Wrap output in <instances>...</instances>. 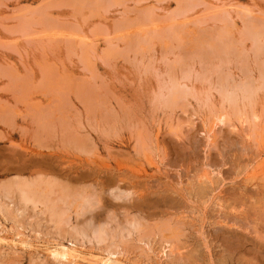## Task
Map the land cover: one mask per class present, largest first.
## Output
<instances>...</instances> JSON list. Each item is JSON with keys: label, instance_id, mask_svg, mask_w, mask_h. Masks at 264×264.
Wrapping results in <instances>:
<instances>
[{"label": "rangeland", "instance_id": "rangeland-1", "mask_svg": "<svg viewBox=\"0 0 264 264\" xmlns=\"http://www.w3.org/2000/svg\"><path fill=\"white\" fill-rule=\"evenodd\" d=\"M263 85L264 0H0V264H264Z\"/></svg>", "mask_w": 264, "mask_h": 264}, {"label": "bare ground", "instance_id": "bare-ground-1", "mask_svg": "<svg viewBox=\"0 0 264 264\" xmlns=\"http://www.w3.org/2000/svg\"><path fill=\"white\" fill-rule=\"evenodd\" d=\"M251 29V28H250ZM255 29V28H254ZM259 30V29H258ZM246 32V31H245ZM249 32H251V37L252 36H254L256 39H258V41H259V37L261 38L262 36H261V34H260V31H259V33L257 32V31H253V30H250ZM262 32V31H261ZM226 34V33H225ZM250 34V33H249ZM254 38V39H255ZM219 41V42H218ZM217 42H212L211 43V48H214L215 50H222L221 52H223L224 50H226L225 51V53L227 54H230V52L229 51H231V47H229L230 45L227 43V41L221 36L220 38H219V40H218ZM257 42V41H256ZM258 44H259V42H258ZM233 47V46H232ZM230 48V49H229ZM262 48V47H261ZM261 48H259V49H261ZM214 49H212L213 51H214V53H216L215 52V50ZM227 49H229L228 50V52H227ZM233 49H234V47H233ZM232 49V50H233ZM233 51H235V50H233ZM219 53H220V51H219ZM224 53V54H225ZM233 53V52H232ZM259 53V52H258ZM234 54V53H233ZM190 76V75H189ZM188 76V77H189ZM231 77V76H230ZM172 79H174V78H172ZM179 81V80H177V79H174V81ZM226 80V79H225ZM172 82L171 83H173V84H169L168 86H167V88L170 86V85H173L172 86V88H171V90L169 89V91H170V93H169V91H168V94L170 95V96H168L169 97V100H167V99H165V101L167 100L168 102H169V104L171 103V105H172V103H176L179 99H182L183 97L186 99V95H187V92L189 93V94H191L190 93V91L188 90V88H186V90H188V91H186V90H183L182 88H181V86H183V84L181 85V86H179V83L177 84V83H174L173 82V80H171ZM227 82H228V79L226 80ZM230 81V80H229ZM222 82V81H221ZM251 82V81H250ZM249 82V83H250ZM247 83V82H246ZM227 84H230V82H228V83H223V87L222 88H220V89H223V90H221V92H223L224 91V88L226 87V89H227ZM233 84V83H232ZM245 84V83H244ZM242 82H241V87H239L238 85H239V83L237 84V86L235 85V84H233V86H231L230 88L231 89H233V87L235 86L236 88L235 89H233L232 91H231V93H229L228 92V90H226L227 92H228V95L225 97V99L223 98V100L225 101V100H228L229 102L231 101L232 102V104H233V106H234V109H236V110H234V109H232V107H231V109H232V111H233V113L234 114H238L239 115V111L241 110V111H243L242 109V107H240V108H242V109H240L239 111H238V106H240L238 103H240V101H239V99L240 98H242L243 96V94H242V92L244 93V98H242L241 100H245V97L247 98V99H250V101H252V99H254L255 98V96H257V93H258V90H260V89H258V85L256 86V85H251V84H246V85H244ZM253 84V83H252ZM255 84V83H254ZM227 85V86H226ZM242 85H244L243 87H242ZM254 86H256V87H254ZM264 86V85H263ZM187 87V86H186ZM170 88V87H169ZM229 88V87H228ZM259 88H260V85H259ZM238 89H240L241 91H240V93H241V96H240V93H239V91H238ZM189 94H188V96H189ZM221 94H224V92L223 93H221ZM226 94V93H225ZM224 94V95H225ZM223 96V95H222ZM239 96H240V98H239ZM164 97V96H163ZM168 97H166V98H168ZM163 99V98H162ZM255 100H256V98L254 99V102H255ZM164 101V102H165ZM166 101V102H167ZM228 101H226V102H228ZM249 100H245V102H250ZM228 102V103H229ZM231 102H230V104H231ZM241 103H242V101H241ZM231 104V105H232ZM244 104H246V103H244ZM249 104V103H248ZM251 104H253V101L250 103V105ZM236 111V112H235ZM241 111H240V114H241ZM243 113V112H242ZM223 114H225V113H223ZM222 115V113L220 114V116ZM225 115H227V113L225 114ZM225 115H224V117H225ZM227 117V116H226ZM229 117V116H228ZM219 119V118H218ZM221 120H224V118H221ZM220 120V121H221ZM221 122H223V121H221ZM262 165V164H261ZM210 180V179H209ZM27 185V184H26ZM22 188V187H21ZM24 189V188H23ZM31 191V193H32V189H30ZM34 190V189H33ZM21 191V190H20ZM38 191H39V189H38ZM37 192V191H36ZM30 193V194H31ZM35 195V194H34ZM34 195H32L31 194V196L33 197ZM43 195V194H42ZM46 195V194H45ZM30 195H29V191L28 190H23L22 191V197H23V200L26 202V203H28V202H30V201H32V202H36L37 200H35V198L33 197H31ZM37 196V195H36ZM44 196V195H43ZM42 196V197H43ZM46 198H48V196L46 197ZM22 199V198H21ZM33 199H34V201H33ZM91 200V199H90ZM69 201V200H68ZM89 202L90 201H87L86 202V207H85V205H84V208H87L88 206H90V204H89ZM91 203V202H90ZM55 204V203H54ZM92 204V203H91ZM68 205V204H67ZM93 205V204H92ZM2 206V205H1ZM4 206V205H3ZM2 206V207H3ZM51 206V205H50ZM49 206V208L53 211L52 213H53V215L52 216H55V218H56V216L57 217H59V218H61L62 217V214H63V212H62V210H61V212H62V214L61 213H59V211H60V209H59V211H57L56 210V208L54 207V206H51L50 207ZM82 207H83V205H82ZM81 207V208H82ZM4 209H5V207H3ZM2 208V210H1V208H0V210L1 211H3L4 209ZM24 208V207H23ZM6 210H9L8 208L6 209ZM5 210V211H6ZM65 210V209H64ZM84 209H82V211H83ZM5 211H3L4 213H5ZM9 212V211H8ZM7 212V213H8ZM65 212H67V211H65ZM64 212V213H65ZM77 212V211H76ZM10 213V212H9ZM80 214V213H79ZM10 215V214H9ZM8 216V215H7ZM64 217V216H63ZM58 220H63V218H61V219H58ZM65 220V219H64ZM63 220V221H64ZM55 222H57V220L55 221ZM59 222V221H58ZM60 225V224H59ZM92 226V225H91ZM108 233V232H107ZM22 235V234H21ZM20 235V233L18 234H16V235H14V237H20L21 236ZM6 237V236H5ZM8 237V236H7ZM6 237V239H5V241L7 240V242L10 244V246H17L18 245V243L19 242H21L22 243V245L24 244V241H26L25 239L24 240H22V241H17L16 240V238H14L13 236H12V238H7ZM22 237V236H21ZM102 237V236H101ZM3 238V237H2ZM4 239H2V241L4 240ZM28 239V238H27ZM101 239V238H100ZM21 240V239H20ZM73 241V240H72ZM4 242V241H3ZM27 242H29V241H27ZM71 242V241H70ZM61 244V243H60ZM72 245H71V247H69V245L68 246H65V245H60L59 247H56V246H54L55 248H53V249H51L50 251H49V253H50V255H51V257L54 259V258H56V259H61V261H66V262H69V263H71V264H82L84 261H86V263L87 264H123V263H121V261H120V259H119V255H120V251L119 250H111V249H107L106 251H107V254L106 255H101V254H97V255H94L93 253L91 254V255H89V256H87V255H83L82 253H81V249L79 250V246L75 243V242H73V243H71ZM6 245H7V243H6ZM25 245V244H24ZM28 245V244H27ZM52 247V246H51ZM168 247V246H167ZM48 249H50V248H48ZM166 249V248H165ZM164 249V250H165ZM41 250V249H40ZM152 251V250H151ZM153 251H154V249H153ZM159 251H161V250H159ZM89 252V251H88ZM101 252V251H100ZM38 253V252H37ZM45 253V252H44ZM166 253V252H165ZM104 254V253H103ZM49 255V256H50ZM163 255V254H162ZM161 255V256H162ZM167 255V254H166ZM123 262V261H122ZM125 263V262H124ZM64 264H65V262H64Z\"/></svg>", "mask_w": 264, "mask_h": 264}]
</instances>
